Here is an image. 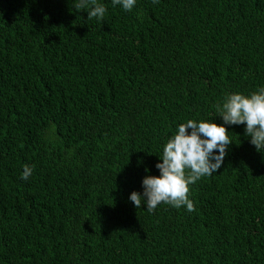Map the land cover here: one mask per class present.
<instances>
[{
  "label": "trees",
  "instance_id": "trees-1",
  "mask_svg": "<svg viewBox=\"0 0 264 264\" xmlns=\"http://www.w3.org/2000/svg\"><path fill=\"white\" fill-rule=\"evenodd\" d=\"M77 2L0 0V264H264L243 124L195 211L129 200L180 124L264 87V0H97L103 21Z\"/></svg>",
  "mask_w": 264,
  "mask_h": 264
},
{
  "label": "clouds",
  "instance_id": "clouds-1",
  "mask_svg": "<svg viewBox=\"0 0 264 264\" xmlns=\"http://www.w3.org/2000/svg\"><path fill=\"white\" fill-rule=\"evenodd\" d=\"M159 0H153L158 3ZM136 0H112L131 11ZM74 8L85 10L87 18L103 21L106 7L97 0H79ZM218 115L223 123L213 120L196 122L188 120L178 126L177 132L163 147L162 156L155 167L159 175H145L142 178V192L132 191L129 200L136 209L146 204V210L153 212L161 203L175 208L185 207L195 211L194 202L189 199L190 185L201 177L212 176L221 168L229 146L234 143L228 136L225 125H244V135L258 152L264 148V87L249 95L233 93L222 106L217 105ZM147 171V169H146ZM33 167L25 165L21 178L27 180Z\"/></svg>",
  "mask_w": 264,
  "mask_h": 264
}]
</instances>
